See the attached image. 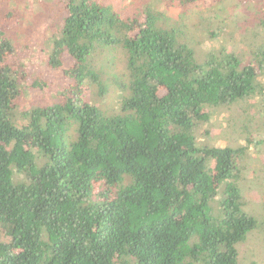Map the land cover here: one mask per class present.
Returning a JSON list of instances; mask_svg holds the SVG:
<instances>
[{"label": "trees", "instance_id": "16d2710c", "mask_svg": "<svg viewBox=\"0 0 264 264\" xmlns=\"http://www.w3.org/2000/svg\"><path fill=\"white\" fill-rule=\"evenodd\" d=\"M46 1L55 11L40 57L65 84L29 109L18 107L27 72L0 12V264H241L257 218L235 177L264 144V12L244 63L224 43L198 58L200 36L227 35L224 0L189 21L150 0L127 14L103 0ZM111 87L113 105H98ZM255 98L245 144L202 140L213 110Z\"/></svg>", "mask_w": 264, "mask_h": 264}, {"label": "rangeland", "instance_id": "374dc122", "mask_svg": "<svg viewBox=\"0 0 264 264\" xmlns=\"http://www.w3.org/2000/svg\"><path fill=\"white\" fill-rule=\"evenodd\" d=\"M103 1L114 3L115 7L121 8L124 14L133 12V9L141 4V0H133L134 4H130L129 0ZM150 1L157 10H161L166 15L189 21L205 14L204 8L212 4L215 5L216 0H206L204 3L194 2L187 8L170 6L167 9L160 3L155 5L156 1ZM120 2L121 5H119ZM219 6L225 12V22L221 24H224L223 30L227 35L223 37L222 34H216L210 40L203 37L204 35L200 36L203 38L204 44L199 45V49H197L198 58H204V53L209 46H218L224 43L227 50L233 51L245 63L250 59L251 48L263 40V33L257 37L249 36L248 29L256 27L260 13L264 12V0H224L220 5H215L216 11L219 10ZM52 9L54 10L53 7L50 9L46 0H0V12L5 16L1 24L9 28V33L15 42V59L24 63L27 72L26 79L23 80L22 95L18 101L20 109H29L33 105H43L54 101L57 88L61 84H65L64 80L61 84L59 83L58 80L61 79L59 72L46 70L39 52L40 38L47 36V30L52 28ZM209 13L217 19L219 18L218 13L214 10ZM113 48L112 45L107 46L105 51H112L116 54L120 50L119 47H115L114 50ZM65 63L66 65L70 64L68 61ZM47 76L51 79L48 80L49 84L44 89L29 87L32 80L37 79L40 82V79ZM116 92V88L111 87L101 100L97 99V104L111 107ZM256 100L257 98L245 101L243 104L213 110L209 121L200 127L202 140H204V134L208 133L207 141L211 144L218 146L245 144L246 128L248 131L252 128L250 123L248 124L247 115H254L256 121H259V114L254 106ZM258 137L262 138V134ZM243 162L246 163L237 173L235 181L243 187L245 209L255 215L257 225L248 233L246 239L238 244L241 252L240 262L241 264H264V144L253 149L250 146ZM253 173H256L259 178L256 179Z\"/></svg>", "mask_w": 264, "mask_h": 264}]
</instances>
